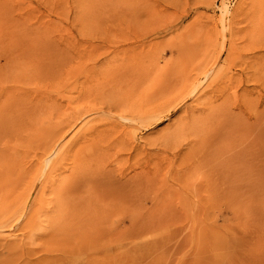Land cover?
Wrapping results in <instances>:
<instances>
[{
	"label": "rangeland",
	"instance_id": "374dc122",
	"mask_svg": "<svg viewBox=\"0 0 264 264\" xmlns=\"http://www.w3.org/2000/svg\"><path fill=\"white\" fill-rule=\"evenodd\" d=\"M0 264H264V0H0Z\"/></svg>",
	"mask_w": 264,
	"mask_h": 264
},
{
	"label": "bare ground",
	"instance_id": "6f19581e",
	"mask_svg": "<svg viewBox=\"0 0 264 264\" xmlns=\"http://www.w3.org/2000/svg\"><path fill=\"white\" fill-rule=\"evenodd\" d=\"M82 170H83V169H82ZM79 172H80V171H79ZM77 174H78V173H77ZM82 174H83V173H82ZM82 174H81V175H82ZM84 174H85V173H84ZM86 175H87V174H86ZM89 176H90V175H89ZM95 176H97V175H95ZM83 177H84V176H83ZM91 177H92V176H91ZM94 178H95V177H94ZM87 179H90V178L87 177ZM90 183H92L91 185H94V186H95V187L93 186V187H94L93 190L96 189L97 191H100V190H98V189H99L101 186H104L105 189H104L103 187H102V188H103L105 191H107V190L109 191V189H110L109 186H106L107 184L103 183V185H98V183H96V181H95V183H94V182H89V185H88V183H87V184H86V185H87V188H88V186H91ZM125 184H127V183H125ZM83 185L85 186V183H84ZM96 185H98V186H96ZM122 186H123V185H121V187H122ZM93 187H91V188H93ZM84 188H85V187H84ZM91 188H89V190H90ZM103 189H101V190H102V192H101L102 194L104 193V190H103ZM106 189H107V190H106ZM129 189L132 190L133 188H129V185L126 187V190H127L126 192H127L128 195H129V193H130V190H129ZM87 190H88V189H87ZM93 190H92L91 192H93ZM96 190H95V193H96ZM110 191H111V190H110ZM89 193H90V192H89ZM95 193L93 192L92 194H95ZM99 193H100V192H99ZM107 193H108V192H107ZM107 193H106V192L104 193V194H106L107 196H106V195L104 196V194H103V196H104V197H108L109 194H107ZM96 194H97V193H96ZM130 194H131V193H130ZM90 195H91V194H90ZM110 195H113V197H114V194H110ZM110 195H109V196H110ZM120 196H121V195H117V197H114V200L117 199V198L120 197ZM126 196H127V195H126ZM77 197H78V196H77ZM89 197H92V198H93L94 196H92V195H91V196H88V199H89ZM97 197L99 198V196H97ZM111 197H112V196H111ZM113 197H112V199H113ZM74 198H75V197H74ZM77 199H78V198H77ZM95 199H97V198H95ZM95 199H94V200L91 199L93 202H91L90 204L93 205V204L95 203ZM99 199H100V198H99ZM99 199H98V200H99ZM91 200H90V201H91ZM109 200H110V203L108 202ZM114 200H113V201H114ZM100 201H102V200H100ZM103 201H106V198H105ZM103 201H102V202H103ZM111 201H112L111 199H107V202L109 203V205H108L107 203H106V205H108V206H112V205H113V202H111ZM111 203H112V204H111ZM96 204H97V203H95L94 205H96ZM102 204L105 205V203H102ZM110 204H111V205H110ZM114 204H116V203H114ZM95 207H96V206H95Z\"/></svg>",
	"mask_w": 264,
	"mask_h": 264
}]
</instances>
